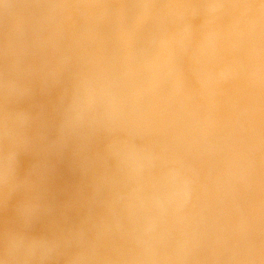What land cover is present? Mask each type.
Returning <instances> with one entry per match:
<instances>
[{"label":"clouds","instance_id":"clouds-1","mask_svg":"<svg viewBox=\"0 0 264 264\" xmlns=\"http://www.w3.org/2000/svg\"><path fill=\"white\" fill-rule=\"evenodd\" d=\"M0 264H264V0H0Z\"/></svg>","mask_w":264,"mask_h":264}]
</instances>
